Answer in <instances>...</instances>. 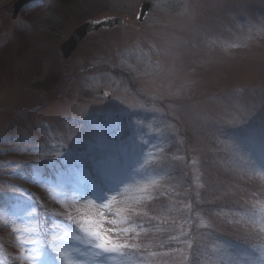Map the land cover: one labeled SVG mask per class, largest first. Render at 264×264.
<instances>
[{"label": "rangeland", "instance_id": "1", "mask_svg": "<svg viewBox=\"0 0 264 264\" xmlns=\"http://www.w3.org/2000/svg\"><path fill=\"white\" fill-rule=\"evenodd\" d=\"M17 1L0 0V199L8 202L0 222L13 234L11 243L0 239L3 258L69 264L59 248L79 264H98L73 239L79 227L52 218L51 228H40L35 198L50 213L75 206L86 227L103 213L117 221L103 227L131 229L118 240L136 247L103 264H249L245 249L219 235L264 248V165L232 146L245 121H264V0H40L13 18ZM144 3L151 9L139 19ZM111 17L123 23L62 57L76 28ZM163 100L159 112L153 104ZM141 145L159 173L150 169L110 193L108 208L80 198L91 178L75 168L108 161L126 169ZM9 162L32 172L16 173ZM188 169L198 206L193 228L180 210L190 208ZM29 239L36 243H21Z\"/></svg>", "mask_w": 264, "mask_h": 264}, {"label": "snow or ice", "instance_id": "2", "mask_svg": "<svg viewBox=\"0 0 264 264\" xmlns=\"http://www.w3.org/2000/svg\"><path fill=\"white\" fill-rule=\"evenodd\" d=\"M131 123V118L129 119ZM245 126L241 130V134L238 137L232 139V146L237 152L245 153L253 160L261 162L264 165V121L259 124H253L250 120L244 122ZM147 143L146 141L144 142ZM136 158L132 164L126 169L110 170L104 169L101 173L95 177L94 182L90 187L84 188L80 193L82 200H88V202H98L103 208H108V204L105 203L109 199L110 193H119L120 188L126 185L130 180L135 181V178L139 176L142 179L148 178L149 170L151 169L153 174L159 173L162 169L155 161H150L144 153V145H141L137 153ZM88 198H91L90 200ZM102 219L100 221L93 222L95 226L86 227L83 223L78 224L81 235L74 236L73 239L81 244L89 246V250L93 252L97 258L98 264H103L104 258L112 254H118L121 257L126 256L127 253L124 249L134 248L136 245L129 244L127 242L121 243L118 237L127 234L131 231L129 228H105L102 225L104 223H110L115 225L116 220H104V214H100ZM71 220L72 217L69 216ZM130 218H126V222ZM77 223L76 221H73ZM261 231H264V226H261ZM115 234V235H113ZM59 240L63 244V240L59 237H54V241ZM21 243L34 244V239L23 240ZM71 247V245H69ZM60 259H68L69 264H79V261L75 258H71L64 251L59 248L55 249ZM74 251L77 249L73 248ZM259 254V255H257ZM245 256L248 258L249 264H264V248L252 247L245 251Z\"/></svg>", "mask_w": 264, "mask_h": 264}, {"label": "water", "instance_id": "3", "mask_svg": "<svg viewBox=\"0 0 264 264\" xmlns=\"http://www.w3.org/2000/svg\"><path fill=\"white\" fill-rule=\"evenodd\" d=\"M38 1V0H18L13 6V18L17 16L19 11L26 6L28 3ZM150 5L143 4L140 9L139 19H141L145 13L149 10ZM121 19H109L99 23L86 22L79 26L71 37H69L61 46L60 49L65 58H68L73 51L76 49L78 43L82 41L90 32L97 31L100 28H109L113 29L114 27L121 25Z\"/></svg>", "mask_w": 264, "mask_h": 264}, {"label": "trees", "instance_id": "4", "mask_svg": "<svg viewBox=\"0 0 264 264\" xmlns=\"http://www.w3.org/2000/svg\"><path fill=\"white\" fill-rule=\"evenodd\" d=\"M78 13H81V12L78 11ZM3 164H6V165H7L6 162L3 163ZM8 164L10 165V166H9V169L15 168V167H17V166H19V168H20V167H23L22 163H21V164L13 165V163H10V162H9ZM21 165H22V166H21ZM3 166H4V165H3ZM17 169H18V168H16V170H17ZM27 169H28V168H27V165H24V168H23L22 170L25 171V174H26V170H27ZM0 170H2V166H0ZM14 170H15V169L10 170V171H14ZM10 171H9V172H10ZM1 173H2L3 175H5V176H6V175H9V174H7V172H5V171H1ZM187 173H188V177H189V176H190V177L188 178V182H186V183L192 184V181H191V178H192V177H191V176H194V175H193V172L190 171V169H188L187 172H186V174H187ZM200 173H202L201 170H200ZM192 189H194L193 186L191 187V190H192ZM151 211H152V210H151ZM153 212H155V210H154ZM57 216L61 217V215H58V214H57Z\"/></svg>", "mask_w": 264, "mask_h": 264}]
</instances>
